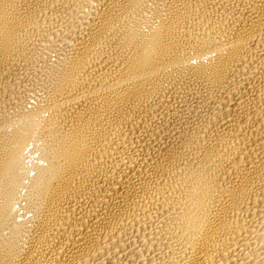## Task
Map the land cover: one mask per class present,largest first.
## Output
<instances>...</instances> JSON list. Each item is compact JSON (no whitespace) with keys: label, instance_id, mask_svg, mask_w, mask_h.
Segmentation results:
<instances>
[{"label":"bare ground","instance_id":"1","mask_svg":"<svg viewBox=\"0 0 264 264\" xmlns=\"http://www.w3.org/2000/svg\"><path fill=\"white\" fill-rule=\"evenodd\" d=\"M0 264H264V0H0Z\"/></svg>","mask_w":264,"mask_h":264}]
</instances>
